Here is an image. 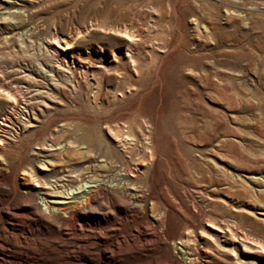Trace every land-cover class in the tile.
I'll list each match as a JSON object with an SVG mask.
<instances>
[{
    "label": "rangeland",
    "instance_id": "obj_1",
    "mask_svg": "<svg viewBox=\"0 0 264 264\" xmlns=\"http://www.w3.org/2000/svg\"><path fill=\"white\" fill-rule=\"evenodd\" d=\"M34 1L0 13V117L6 91L22 117L0 147V264H179L178 237L191 264H264V0ZM115 22L142 37L138 75ZM96 157L140 169L142 205L109 172L65 223L36 209L39 184L73 189Z\"/></svg>",
    "mask_w": 264,
    "mask_h": 264
},
{
    "label": "bare ground",
    "instance_id": "obj_2",
    "mask_svg": "<svg viewBox=\"0 0 264 264\" xmlns=\"http://www.w3.org/2000/svg\"><path fill=\"white\" fill-rule=\"evenodd\" d=\"M25 1L36 2L34 0H0V13L9 12V11L11 12L14 11L13 8L24 7ZM224 1L227 2V0ZM99 24H103V23H100L99 21L97 23L96 21H94L89 24V29H95L96 27L100 26ZM134 27H135L134 24L128 27L127 25H124V22L123 23L115 22V23H111L107 27L105 26L104 29H106L105 32L112 33V36L116 37V39L122 42L118 46L119 51H117L119 53L120 51L121 52L123 51V57L120 58L123 59V62H121L119 69L127 70V71L133 70V72L138 75L140 72V67L138 65L139 61L136 58L135 52H133L132 49L135 46H137L139 43H141L142 37H140L138 34L135 33ZM84 30L87 31L86 29ZM84 34L86 33L85 32L81 33V31H78L76 33L73 32V34L67 35L65 39L60 40L61 42L64 43L63 45L58 44L57 43L58 41H55V43L57 44V47L64 50L63 54H66L67 53L66 50L71 49L73 44L78 41V38L80 36H83ZM49 66L51 68H54L55 64L49 63ZM87 66L88 65H86V67ZM4 99L9 101V103L11 104V108L7 110V113L3 114L0 117V147L7 142V138H8L7 134L9 129L11 128L10 119L11 118L17 120L22 119V117L21 116L19 117L18 113H16V109L18 106V99L16 95L11 91L10 92L6 91L4 93ZM146 138H147L146 144L148 143L146 147L151 149L152 147L150 146L149 143V139L151 138H149L147 134H146ZM132 140H133L132 134L117 133L114 136V144L108 147V152L110 153V155L113 156H122L123 152L126 151L127 148H129L130 144L132 143ZM94 161H96V163H95V168L91 170L92 172L91 179L80 185H77L73 189L61 188L57 191H49L48 189H46L47 187H45L44 184H39V187L37 189L38 193L45 195L47 198L42 196L39 197V205L35 206L36 209L41 208L42 210L48 213L59 215V218L62 220L63 223H65L66 217H69L70 214H76L80 206H85L87 203L90 202L96 188L97 189L104 188L103 186L104 184L102 180L104 179V177L108 176L109 172L112 173V176L109 179L105 180V181L109 180L107 184L108 188L116 190L117 192L125 196L128 200H130L134 205L136 206L142 205V198H144L145 195L144 188L146 186L145 187L143 186L142 181L140 179L139 172L141 171L139 168H134V170H131L130 167L127 165L126 167H118L113 161L105 157H101L99 159L98 157H96ZM46 167L47 166H45L44 164H42L41 166V168H46ZM85 172L90 173L87 170H85ZM158 224L161 232L162 231L161 221L158 220ZM209 227L214 231H216L217 233H219L222 237L226 238L227 230L223 225L214 222L209 224ZM170 245L173 248V250L179 253L178 256L180 262L179 264L193 263V258L189 256V254L186 252V240L182 239L181 237H178L177 240H171Z\"/></svg>",
    "mask_w": 264,
    "mask_h": 264
}]
</instances>
